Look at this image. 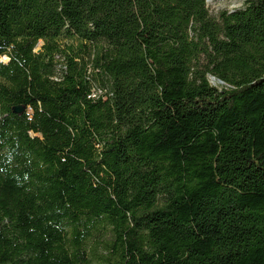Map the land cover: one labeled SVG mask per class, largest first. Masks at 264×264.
Here are the masks:
<instances>
[{
    "label": "trees",
    "instance_id": "1",
    "mask_svg": "<svg viewBox=\"0 0 264 264\" xmlns=\"http://www.w3.org/2000/svg\"><path fill=\"white\" fill-rule=\"evenodd\" d=\"M96 232L105 264H264V0H0V264Z\"/></svg>",
    "mask_w": 264,
    "mask_h": 264
},
{
    "label": "rangeland",
    "instance_id": "2",
    "mask_svg": "<svg viewBox=\"0 0 264 264\" xmlns=\"http://www.w3.org/2000/svg\"><path fill=\"white\" fill-rule=\"evenodd\" d=\"M244 4L245 0H207V7L210 14L216 18L219 17L222 11L238 10L243 8ZM42 45L43 42H40L37 51ZM1 60L8 62V59L5 57ZM212 82L216 85L215 79L212 78ZM109 239V234L106 235L104 232H96L95 236L88 242L92 254V264H105L106 258L109 256L108 250L106 249V244Z\"/></svg>",
    "mask_w": 264,
    "mask_h": 264
},
{
    "label": "water",
    "instance_id": "3",
    "mask_svg": "<svg viewBox=\"0 0 264 264\" xmlns=\"http://www.w3.org/2000/svg\"><path fill=\"white\" fill-rule=\"evenodd\" d=\"M39 51H40V50H38V52H39ZM15 111H16V112H19V111H20V109H18V108H17V109H15Z\"/></svg>",
    "mask_w": 264,
    "mask_h": 264
}]
</instances>
